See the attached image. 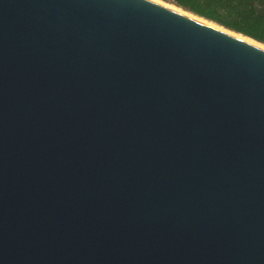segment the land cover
<instances>
[{"label": "water", "instance_id": "95a60500", "mask_svg": "<svg viewBox=\"0 0 264 264\" xmlns=\"http://www.w3.org/2000/svg\"><path fill=\"white\" fill-rule=\"evenodd\" d=\"M0 264H264V45L162 0H0Z\"/></svg>", "mask_w": 264, "mask_h": 264}, {"label": "trees", "instance_id": "16d2710c", "mask_svg": "<svg viewBox=\"0 0 264 264\" xmlns=\"http://www.w3.org/2000/svg\"><path fill=\"white\" fill-rule=\"evenodd\" d=\"M264 44V0H163Z\"/></svg>", "mask_w": 264, "mask_h": 264}, {"label": "bare ground", "instance_id": "6f19581e", "mask_svg": "<svg viewBox=\"0 0 264 264\" xmlns=\"http://www.w3.org/2000/svg\"><path fill=\"white\" fill-rule=\"evenodd\" d=\"M162 1H163V0H162ZM164 2H166V1H164ZM167 3H169V2H167ZM169 4H171V5H173V6L177 7V8H180V9L186 11V12H189V13L195 15V16H198V17H200V18H202V19H204V20H206V21H208V22H211V23H214V24H216V25H218V26H221V25H219V24H217V23H215V22H212V21H210V20L204 18V17H201V16H199V15H197V14H194V13H192V12H190V11H187V10L183 9L182 7H180V6H177V5L172 4V3H169ZM221 27H223V26H221ZM223 28H225V27H223ZM225 29H228V28H225ZM228 30H230V29H228ZM230 31H232V32H234V33H236V34H238V35H241V36H243V37H246V38H248V39H251V40H253V41H256V40H254V39H252V38H250V37H248V36H246V35H243V34H241V33L235 32V31H233V30H230ZM256 42H258V41H256ZM258 43L264 45V44L261 43V42H258Z\"/></svg>", "mask_w": 264, "mask_h": 264}]
</instances>
